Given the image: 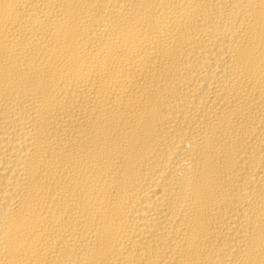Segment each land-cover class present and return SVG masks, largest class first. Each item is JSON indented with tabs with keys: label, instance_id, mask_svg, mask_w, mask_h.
Returning a JSON list of instances; mask_svg holds the SVG:
<instances>
[{
	"label": "bare ground",
	"instance_id": "obj_1",
	"mask_svg": "<svg viewBox=\"0 0 264 264\" xmlns=\"http://www.w3.org/2000/svg\"><path fill=\"white\" fill-rule=\"evenodd\" d=\"M0 264H264V0H0Z\"/></svg>",
	"mask_w": 264,
	"mask_h": 264
}]
</instances>
